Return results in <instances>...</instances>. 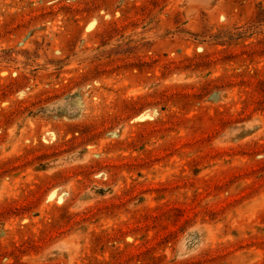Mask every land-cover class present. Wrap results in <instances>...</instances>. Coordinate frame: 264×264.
Masks as SVG:
<instances>
[{
  "label": "rangeland",
  "instance_id": "rangeland-1",
  "mask_svg": "<svg viewBox=\"0 0 264 264\" xmlns=\"http://www.w3.org/2000/svg\"><path fill=\"white\" fill-rule=\"evenodd\" d=\"M0 264H264V0H0Z\"/></svg>",
  "mask_w": 264,
  "mask_h": 264
}]
</instances>
